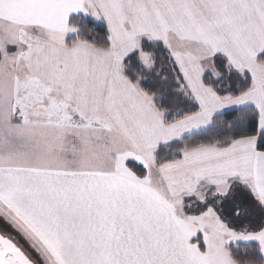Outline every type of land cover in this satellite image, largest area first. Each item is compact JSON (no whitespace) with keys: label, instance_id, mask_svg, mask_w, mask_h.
I'll return each instance as SVG.
<instances>
[{"label":"snow or ice","instance_id":"obj_1","mask_svg":"<svg viewBox=\"0 0 264 264\" xmlns=\"http://www.w3.org/2000/svg\"><path fill=\"white\" fill-rule=\"evenodd\" d=\"M0 264H264V0H0Z\"/></svg>","mask_w":264,"mask_h":264}]
</instances>
